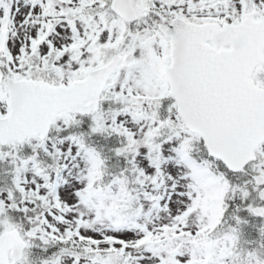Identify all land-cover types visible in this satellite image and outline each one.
I'll list each match as a JSON object with an SVG mask.
<instances>
[{
	"label": "snow or ice",
	"instance_id": "6c2138e0",
	"mask_svg": "<svg viewBox=\"0 0 264 264\" xmlns=\"http://www.w3.org/2000/svg\"><path fill=\"white\" fill-rule=\"evenodd\" d=\"M0 264H264V0H0Z\"/></svg>",
	"mask_w": 264,
	"mask_h": 264
}]
</instances>
